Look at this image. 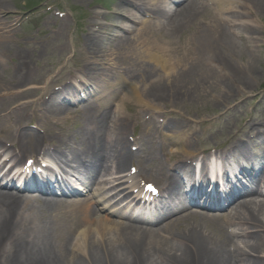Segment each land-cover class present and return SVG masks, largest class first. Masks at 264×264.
Here are the masks:
<instances>
[{
	"label": "bare ground",
	"instance_id": "1",
	"mask_svg": "<svg viewBox=\"0 0 264 264\" xmlns=\"http://www.w3.org/2000/svg\"><path fill=\"white\" fill-rule=\"evenodd\" d=\"M246 2L249 5L253 4L254 16L264 22V0ZM2 3H5V0ZM148 4H151L148 0H122L116 5L112 10L111 18L127 16L126 13L131 12L132 7H136L141 12H151L159 20L146 21L141 29L133 31V33L136 31L134 34H125L115 39L111 48L104 49L103 46L106 47L110 43L92 34L86 37L85 49L81 53L83 58L79 69L80 77L88 78L95 85L100 82L109 87L112 84L113 88L115 83L105 76V70L108 67L104 59L110 56L114 64L116 61H122L123 64L128 65V71L119 67L121 71L117 77L129 78L127 83L133 92L131 98L142 103L147 115L157 113L158 110L155 107L160 104L169 103L175 108L180 103L191 102L198 97H200V102L196 103L198 106L200 104L222 105L230 101L233 96L254 87V80L259 71L255 57L248 55L242 49L235 39V31L226 29L216 18L202 23L209 9L207 5L199 0H182V5L170 13L162 3L156 9L146 8ZM9 24L11 25L10 22ZM251 26L241 27L245 28L250 35L258 31V27ZM105 27V25L101 26L100 29L104 30ZM112 27L115 28L116 25ZM0 28L8 35L3 34L5 40L0 39V94L3 91L14 90L11 92L14 98L33 97V100L26 102L25 106L32 105L36 112L42 110L40 89L28 87L16 90L20 85L29 83L34 77L35 71L31 66L33 53L26 50L12 55L11 50L8 49L11 48L14 35H10L7 23L1 20ZM54 38L57 37H51L47 41ZM251 50L255 52L256 49ZM241 56L246 58L240 62L237 61ZM6 57L11 59H5ZM210 83L211 87L225 86L226 89L221 92L215 91L214 97L203 94L197 89L198 87L205 89ZM229 85L230 88H227ZM77 91L76 89L75 92ZM10 101L13 100L2 101L0 108ZM99 103L102 117L98 118H101L102 123H106L107 120L108 122L105 128L98 127L94 132L97 147L102 146V134H105L108 126H112V119H117L113 117L115 111L109 99L102 98ZM97 108L98 104L92 103L85 107L86 111L90 109L94 116ZM68 110L65 107L49 105L48 109L43 111L42 119L54 118L57 122L59 115ZM180 117H183L182 114ZM119 121L122 122V120ZM191 121L187 119V122ZM189 123L185 126L187 127ZM163 126L169 127V124ZM118 127L114 122V125L109 128L114 131L111 139L115 144H119L121 140L119 136L123 126L119 131ZM52 131L53 127H49V133L53 134ZM55 133L54 131V135ZM195 133L193 128H187L183 131L181 140L184 141L185 137L187 141H192ZM34 135L31 139L34 142L28 147L31 150L37 145L40 147L43 145L44 138ZM62 138V136L57 138L61 147L65 143ZM261 138H264V135L258 136L249 147L257 146ZM20 141L28 146L29 138L24 137ZM229 145L230 147L220 151L219 156L226 159L248 148L246 145L241 146L240 141L235 138L230 140ZM5 146L6 143H3L0 149ZM179 151L190 152L191 148L189 145L179 143ZM64 156L66 157L65 154ZM238 156L246 158L244 154L235 157ZM247 157L251 163L262 165L264 173V147L260 152L249 153ZM66 161L68 162L67 157ZM184 170L192 171V169ZM165 177L168 182H171L176 175L165 174ZM115 182V179L110 181L115 195H118L121 190H117ZM84 202L79 205L73 203L69 212L74 213L76 217L73 218L70 215L67 218L59 212L61 209L54 203H51L53 207L49 208L32 198L22 200L0 193V264H65L59 245L65 243L68 237L70 239L67 244L73 242L71 239L75 235V229L81 225L83 219L91 226L77 239L81 238L77 242L79 246L82 242L86 243V251L82 253L84 257L80 256L77 264H158L155 256L158 253L164 256L165 264H238L233 260L236 255L241 257V264H264V192H252L248 199L239 201L224 214V219L237 228L236 231H232V235L245 238L243 246L239 242L236 243L227 231L225 233L223 220L215 213L203 212L197 216L187 214L178 218V220L186 219L185 226L178 223V220L167 224L156 222L157 233L155 229L114 222L110 217L99 215L97 208L92 204L93 201L84 200ZM18 205L25 207L28 211L20 212L21 208ZM46 209H50L48 214L45 212ZM93 213L98 215L95 220L92 219ZM116 227L120 233L115 239L112 232ZM251 227L253 232H249ZM165 228H173L178 234L177 237L183 240L181 246L165 240L159 246L154 245L157 240L161 242L165 235H171ZM171 236L176 238L173 234ZM153 240H155L154 243H152Z\"/></svg>",
	"mask_w": 264,
	"mask_h": 264
},
{
	"label": "rangeland",
	"instance_id": "2",
	"mask_svg": "<svg viewBox=\"0 0 264 264\" xmlns=\"http://www.w3.org/2000/svg\"><path fill=\"white\" fill-rule=\"evenodd\" d=\"M3 1V0H2ZM2 1L0 2V10H8L11 9L13 10L14 8H16L19 12V10H22V8H25L26 5H24V0H5V3H2ZM112 0H109V3H111ZM113 4V3H111ZM55 6H58L59 9H63L66 8L67 6L70 8H81V9H87L88 4L85 3H81L78 0H57ZM45 9V8H44ZM10 10V11H11ZM15 12V11H14ZM17 12V14H18ZM47 20H49V18H46L44 20V22H46ZM106 23V22H105ZM131 21L128 23L130 24ZM39 26L41 27L42 31L46 32L47 34H51L48 32V25L45 26L44 28H42L40 20H39ZM73 26V25H72ZM255 26H262L263 24H259V22L257 24H255ZM71 24H69V30H70ZM60 28V26L57 27V30ZM19 32L18 34H16L17 36L21 37L20 39H18L17 37L14 36V39L11 42V48H9L8 50L10 51V53L13 55L16 54L19 51H26L28 50L29 52L33 53V59L31 61L32 64H36L40 61H42V63H46V64H51V63H57V59L58 56L60 55V51L59 50H55L52 51L50 48L47 50V48H45V45H47V43L45 42L44 37H39L42 36L44 33L41 32V30H39L38 28L30 25V24H26L23 28H18L17 29ZM56 30V31H57ZM55 31V32H56ZM260 33L256 34L254 37L255 39H252V37H250V39H252L254 41V43L248 38V46H259L258 47V51L259 54H257V52H253V51H248L245 48H242L246 53H248V55L254 56L255 57V62L256 64L260 65L261 68L259 69V73L258 76L260 77L261 82L264 81V28L263 31L259 30ZM40 32V34H38ZM54 32V33H55ZM69 31H64V29L61 30L60 34H58L57 36H60L61 38H58L59 41H63L64 38L67 36ZM53 33V36H54ZM33 36L38 37L37 40L32 38ZM108 43H110L108 46H106L104 49H109L111 48V46L114 44V40L110 41V40H106ZM109 54V52H107ZM246 56V55H245ZM245 56H241L238 57L237 61H242L244 58H246ZM110 57V56H109ZM111 58V57H110ZM7 59V57H6ZM30 63V64H31ZM58 67V65L54 66L53 69H56ZM211 83L208 85L207 88L203 89L202 87H198L197 89L203 93V94H207L209 96L212 97L213 92L216 90V87H211L210 86ZM209 91H206L208 90ZM13 101H10L9 103H12ZM200 102V97L198 98H194L193 101L191 102H184V103H180L179 106H177L182 113L188 114L192 117H198V118H205V117H209L212 116L214 112L218 111L220 109V107L215 106V105H202L200 104L199 106L196 103ZM194 103V104H193ZM8 104V103H6ZM193 104V105H192ZM3 108V107H2Z\"/></svg>",
	"mask_w": 264,
	"mask_h": 264
}]
</instances>
